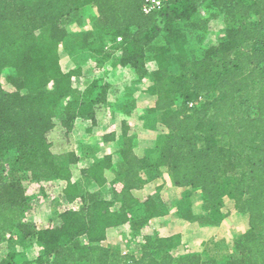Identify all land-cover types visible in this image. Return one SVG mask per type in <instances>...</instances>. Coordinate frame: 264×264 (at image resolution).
Segmentation results:
<instances>
[{
	"label": "trees",
	"instance_id": "16d2710c",
	"mask_svg": "<svg viewBox=\"0 0 264 264\" xmlns=\"http://www.w3.org/2000/svg\"><path fill=\"white\" fill-rule=\"evenodd\" d=\"M143 2L0 0V160L15 151L19 173L33 182L62 180L66 199L81 203L37 227L24 220L29 198L22 180L0 182V244L18 231L40 246L37 256L18 260L9 252L0 264H219L198 253L175 256L172 249L182 242L178 233L146 236L136 253L103 244L119 227L136 231L163 214L156 198L144 193L148 174L160 164L168 167L175 186L201 190L205 217L218 214L225 197L248 215L249 229L236 245L239 254L224 264H264V0H169L151 13L143 12ZM87 8L96 15L95 30L82 36L83 45L116 58L138 80L154 79L156 99L149 111L160 113L166 129L157 161L138 147L136 130L123 120L120 133L103 135L105 141L120 138V160L106 153L80 163L75 124L89 121L88 131L101 125L110 89L93 80L78 94L74 77L81 67L65 70L60 62V44L71 32L66 21ZM218 12L225 16L224 33L197 58L187 50V39L195 34L202 41L199 31H206ZM161 35L165 44L155 47ZM173 51L179 73L170 70ZM51 82L55 88L48 90ZM200 96L202 101L189 105ZM60 154L64 163L57 162ZM82 178L99 187L117 182L121 187L106 198L83 192ZM138 207L142 212L136 216Z\"/></svg>",
	"mask_w": 264,
	"mask_h": 264
},
{
	"label": "rangeland",
	"instance_id": "374dc122",
	"mask_svg": "<svg viewBox=\"0 0 264 264\" xmlns=\"http://www.w3.org/2000/svg\"><path fill=\"white\" fill-rule=\"evenodd\" d=\"M95 19L96 15L93 10L87 8L77 19L66 21L71 32L59 48L60 62L65 70L78 66L82 69V74L74 77V88L77 89L78 94H83L93 80H101L102 83L110 84L109 103L105 107L103 122L99 125L102 126L100 131L89 136L84 121L77 120L75 124V149L83 154L80 163L88 164L91 160L102 157L106 153H112L115 161H119L117 149L120 138L105 141L103 135L113 130H118L120 133L123 120H127L136 130L138 147L151 155L154 161H157L159 145L162 143V136L166 133V129L162 125L160 113L149 111L156 99L154 79L147 75L144 79L138 80L137 74L129 67H123L116 62V58L111 56L110 59H106L105 53H95L96 47L88 48L83 45L82 36L87 31L95 30ZM226 26L224 14L218 12L217 16L210 20L206 31H199L200 34H203L202 41H199L195 34L189 35L186 43L187 50L195 57L202 58L206 48L218 43ZM97 36L99 35L96 33ZM95 44L98 45V42ZM163 44H165V37L161 35L156 39L154 46L159 47ZM115 48L116 45H112V49ZM103 52L108 51L103 49ZM184 58V60L189 59L188 56ZM169 61L170 70L179 73L180 63L174 57V51L169 55ZM148 67L152 69L154 63L149 62ZM4 87L6 90L12 89L6 79H4ZM54 88V82L47 86L48 90ZM62 104L57 108L59 117L63 116ZM83 137L89 141L85 142ZM88 144H92L93 149L96 150V154L92 157L84 156L87 147L84 148L83 145ZM15 157L16 152L10 151L4 159L0 160V182L10 179L22 180L29 198L24 217L26 222L42 227L48 223L52 214L67 208H80V201L69 202L66 199L63 192L64 181L45 179L33 182L27 176L19 173L14 162ZM57 162H65L61 154L57 157ZM79 185L83 192H99L106 198H112L113 188L121 187L120 182L99 187L84 178L79 181ZM144 193L156 198L163 214L151 219L136 231L127 226L119 227L114 236L103 242L104 245L123 253H136L141 249L146 236H167L178 233L181 235L182 242L172 249L175 256L197 252L201 254L203 243L207 240L215 241L217 238H219L217 242H223L228 248L232 247L227 257L223 261H219V264H224L231 256L239 254L236 245L239 238L249 229V220L247 214L236 210L234 202L230 198L222 199L218 214L205 217L208 212L205 209L201 190L175 186L169 169L164 164L155 167L153 172L148 174ZM141 212V207L133 210V214L136 216ZM9 252H14L17 259L21 260L24 257L37 256L40 246L37 243H27L18 231H14L10 239L0 244V261Z\"/></svg>",
	"mask_w": 264,
	"mask_h": 264
},
{
	"label": "crops",
	"instance_id": "0c3cea01",
	"mask_svg": "<svg viewBox=\"0 0 264 264\" xmlns=\"http://www.w3.org/2000/svg\"><path fill=\"white\" fill-rule=\"evenodd\" d=\"M82 121H84L83 123L86 124L87 128L90 126V122L89 121H86V120H82ZM100 128H102V126L93 127L91 130H89V131L87 130V134L90 136V135H92L94 133H97V132L100 131ZM115 131L118 134L119 131L118 130H115ZM83 139H84L85 142L86 141H89V140L85 139V137H83ZM83 147L84 148L87 147V150H85L84 156H86V157H88V156L89 157H92L93 155L96 154V150L93 149L92 144L83 145ZM77 148H78V145H77ZM76 152L79 155L80 159H82L83 154L79 153L78 149L76 150ZM61 155H64V154H61ZM91 161H93V160H91ZM52 215H51V217H52ZM50 218H49V221H50ZM49 221H48V223L46 225H44L42 227L48 226ZM217 241H219V238H217L215 241L214 240H207V242L203 243V251L201 252L200 255L203 258L212 257V258H215V259H217L219 261H223L227 257L228 252H230V250L232 249V247L229 246V248H228V246L226 244H224L223 242H217Z\"/></svg>",
	"mask_w": 264,
	"mask_h": 264
},
{
	"label": "built area",
	"instance_id": "2783aa9c",
	"mask_svg": "<svg viewBox=\"0 0 264 264\" xmlns=\"http://www.w3.org/2000/svg\"><path fill=\"white\" fill-rule=\"evenodd\" d=\"M169 0H144L142 4V10L144 13H151L153 11L160 10L163 8ZM121 40V37L118 38ZM203 100V96H200L198 99L190 102V106L196 104L199 101Z\"/></svg>",
	"mask_w": 264,
	"mask_h": 264
}]
</instances>
